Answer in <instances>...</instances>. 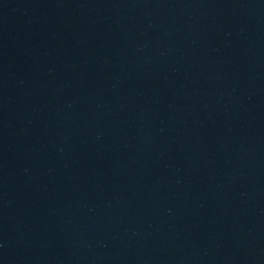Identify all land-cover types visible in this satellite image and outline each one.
Returning <instances> with one entry per match:
<instances>
[{
    "label": "water",
    "instance_id": "1",
    "mask_svg": "<svg viewBox=\"0 0 264 264\" xmlns=\"http://www.w3.org/2000/svg\"><path fill=\"white\" fill-rule=\"evenodd\" d=\"M0 264H264V0H0Z\"/></svg>",
    "mask_w": 264,
    "mask_h": 264
}]
</instances>
